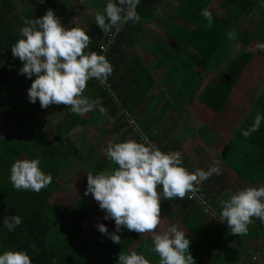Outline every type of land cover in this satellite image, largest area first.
<instances>
[{
  "label": "trees",
  "instance_id": "obj_1",
  "mask_svg": "<svg viewBox=\"0 0 264 264\" xmlns=\"http://www.w3.org/2000/svg\"><path fill=\"white\" fill-rule=\"evenodd\" d=\"M155 1L158 0H140L136 8L137 13L142 16L141 14L145 13L143 12L145 5L153 4L151 7L153 8L156 6ZM187 1L188 4L179 16L182 19L195 18L190 35L203 37V40L187 44L205 54L207 58L203 57L202 61L211 62L217 48L223 47L225 51H229L239 34L242 35L238 39L240 46L237 55L221 71L218 83L206 87L200 103H205L209 110L217 113L215 119H209L212 121H208L210 126L214 130L218 126L224 129L225 141L219 154L222 155L221 163L248 182L260 181L264 186V121L261 122L259 130L248 138L241 134L254 123L257 113L264 115V84L261 85L264 83V50L258 47L264 43L262 0H219L221 7L226 11L225 19L220 21L211 13V27L200 13L203 9L208 10L213 0ZM18 3V0H0V81L1 86L17 85L22 94H26L35 79L20 74L22 66L13 61L11 55V47L18 41V36L11 32L9 24L23 23L24 20L18 13ZM48 10L45 9V12ZM38 11L42 13L44 10ZM247 18L255 23L256 31L242 24ZM60 20L62 24L71 28L63 19ZM219 24L220 28L217 27ZM131 26L129 21L124 34ZM94 28L100 27L95 23ZM230 31L235 33V39H229L227 34ZM102 43L103 38L99 45ZM114 49L106 54L107 59ZM192 54L190 52V55ZM181 62L185 66L184 75L189 74V70L200 64L198 63L200 61L193 57L189 61L181 59ZM106 84L110 86L106 88ZM95 88L99 89L101 94L102 90L112 98L115 96L116 83L107 80L100 84V81L91 79L87 83L85 95L90 96V91L97 90ZM249 90L257 93L253 101L248 98ZM89 118L90 112L80 116L71 113L70 110H64L60 118L45 120L42 130L30 137L22 134L2 136L0 133V255L10 250L27 251L32 264H117L121 252L130 254L135 251L144 255L150 264H159L160 258L153 251L154 244L150 238H145V235L125 228L116 233L121 236V243H114L111 239L107 242L98 237V234L93 236L87 233L92 210L83 202L77 200L76 206L64 207L59 201H51L52 195L62 187L60 177L75 163H81L82 167L93 175L107 171L105 164L107 159H101V155L96 154L95 150L77 144L67 137L79 126L84 130L90 127ZM141 143L144 142L141 140ZM36 158L41 159V170L53 177L52 183L38 193L14 189L10 182L12 164L17 160ZM90 162L93 163L91 167ZM116 168L118 165L115 164L113 170ZM213 181L211 179L207 184ZM199 189L198 192L208 193L203 187ZM158 191L162 193V187ZM161 207V213L170 221L181 220L189 227L188 239L191 241L189 250L195 264H238L240 259H237V255L227 254L228 251L223 247L227 239L226 223L218 221L216 223L214 218L188 196L183 200L179 198L162 200ZM221 210L222 208H219L220 212ZM185 212L187 221L181 219ZM15 215L22 218V223L14 231H9L3 226L4 218ZM54 218L59 220V231L57 237L50 238V221ZM191 222L194 223L189 225ZM214 230L222 232V236L217 240H214L216 236ZM115 231L114 221L110 233ZM76 240L79 242L74 246ZM136 244L138 246L133 250ZM250 244H255V241H251ZM31 245H35V249ZM247 254V251L243 252V256Z\"/></svg>",
  "mask_w": 264,
  "mask_h": 264
},
{
  "label": "crops",
  "instance_id": "obj_2",
  "mask_svg": "<svg viewBox=\"0 0 264 264\" xmlns=\"http://www.w3.org/2000/svg\"><path fill=\"white\" fill-rule=\"evenodd\" d=\"M18 2L20 18H40L47 13L45 9H52L56 16L63 19L70 27L78 26L87 30L92 38L89 46L91 51H96L100 46L104 31L101 28H94L95 15L98 11L103 14L109 0H18ZM187 2V0H158L154 2L156 6L153 8H151L153 4L145 5L143 11L145 13L141 14L140 22H131L130 30L121 36V40L108 59L114 71L107 80L116 83L113 99L102 90L101 94L97 88L90 91V96L85 95L84 92L85 97L96 102V107L90 112L89 118L90 149L101 155V159H107L104 150L109 143L129 139L141 142L139 134L135 133L127 123L128 118L131 117L136 119L143 133L156 142L160 150L165 153L179 151L182 154L183 166L190 171L198 168L207 171L214 161L218 162L220 174L210 176L199 187H203L209 193L207 194L210 196L211 207L220 220V201L230 199L232 194L246 187L263 186L260 181L248 182L221 163L222 155L219 154L225 141L224 129L218 126L214 130L210 126L209 119H215L217 113L209 110L205 103H202L204 106L200 103L206 87L218 83L221 71L237 55L240 46L238 39L242 35L239 34L229 51H225L223 47L217 48L211 62L202 61L201 59L206 57L205 54L187 44V42L203 40V37L190 35L195 18L182 19L179 16ZM39 9H43L44 13H40ZM208 10L220 21H224L226 11L221 7L219 0H213ZM242 24L254 31L257 30L252 19H244ZM9 26L18 39L22 38L20 29L24 26L23 23L12 22ZM190 52L193 54L190 55ZM192 57L200 61L198 62L200 64L189 70V74L184 75L185 66L181 59L189 61ZM12 60L23 67V62L19 58L12 55ZM1 82L0 130L4 128L5 132L0 131L2 136L22 134L30 137L42 130L45 120H56L64 110H70V106L63 104L41 108L39 100L31 103L28 93L22 94L17 85L1 86ZM248 94L251 101L257 96L254 90H249ZM100 107L106 109V114L100 113ZM5 127L11 131L5 130ZM75 130L84 129L79 126L73 131ZM105 164L107 171L104 172L113 170L115 165L108 159ZM92 165L93 163L90 162V167ZM72 168L83 169L79 162L70 169ZM211 179L214 181L207 184ZM98 209L103 211L99 205ZM104 212L100 214L93 211L94 216L101 218L105 217L106 212ZM181 219L187 221L186 212ZM103 220L111 222V219ZM225 223L227 224L226 221L223 222ZM172 226L184 231L187 238L190 236L189 227L181 220L170 221L161 213V224L157 232L163 233ZM226 229L227 239L223 247L228 251L227 254H236L237 259H240L238 264H264V222L254 217L245 235H233L228 226ZM213 233H216L214 240L222 236V232L214 230ZM154 234L144 235L153 242ZM251 241H255V244L251 245ZM245 251L250 257L243 256Z\"/></svg>",
  "mask_w": 264,
  "mask_h": 264
},
{
  "label": "clouds",
  "instance_id": "obj_3",
  "mask_svg": "<svg viewBox=\"0 0 264 264\" xmlns=\"http://www.w3.org/2000/svg\"><path fill=\"white\" fill-rule=\"evenodd\" d=\"M139 3L140 0H109L103 14L96 13L95 22L104 33L113 28L120 31L129 21L139 23L141 16L136 11ZM200 14L211 27V12L203 9ZM23 24L20 29L22 38L11 47V51L13 57L23 62L20 74L29 79L36 77L28 89L29 101L36 103L39 100L44 109L50 105L70 106L71 113L80 116L93 111L96 102L84 96L87 83L91 79L106 82L114 68L104 54L89 49L92 38L87 30L63 26L52 9L43 17L25 18ZM227 35L229 39H235L234 32ZM258 47L264 50V43ZM99 111L106 114L103 107ZM262 121L264 115L257 113L254 123L241 134L248 138L259 130ZM140 132L144 134L141 128ZM104 155L118 168L96 175L89 172L85 194H91L100 209L106 212L104 219L115 221L116 231L109 233L102 223L97 225L98 230L117 244L121 243V236L116 233L125 228L142 235L155 233L153 251L160 258L159 264H195L189 250L191 241L184 231L172 226L163 233L157 232L161 224V201L183 200L186 196L191 199L203 181L220 174L218 162L214 161L207 171L199 168L190 171L183 166L179 151L165 153L153 144L133 139L109 143ZM40 163V158L15 161L10 169L13 188L38 193L48 187L53 177L41 170ZM160 187L162 193L158 191ZM220 204V221L227 222L233 235L247 234L254 217L264 222V186L241 189ZM21 223L22 218L15 215L5 217L3 226L14 231ZM31 247L35 249V245ZM0 264H32V260L27 251L10 250L0 255ZM117 264H150V261L135 251L130 254L121 252Z\"/></svg>",
  "mask_w": 264,
  "mask_h": 264
},
{
  "label": "rangeland",
  "instance_id": "obj_4",
  "mask_svg": "<svg viewBox=\"0 0 264 264\" xmlns=\"http://www.w3.org/2000/svg\"><path fill=\"white\" fill-rule=\"evenodd\" d=\"M261 4V6L264 7V0H262ZM217 27L220 28L221 24H219ZM1 125L2 123H0V127ZM3 129L4 128H2L0 131L2 133H5ZM5 130L11 131L6 127ZM68 138L69 140L75 141L77 144L84 145L86 148H88L90 147V127H86L85 130H75L69 135ZM87 175L88 171L84 168L82 170H75L73 168L69 169L65 174L60 177L59 182L61 183L62 187L59 191L52 195L51 201H59L60 204H63L64 207H67L69 205L72 207L76 206V201L79 199V201L83 202L86 207L92 210V215L90 216V219L87 224V233H89V235L92 234L93 236L98 234V237H100L102 240L110 242L109 236L104 235L101 232L97 233V231H99L97 225L101 223L104 224L107 227L108 232L110 233V229L113 226L114 220L113 222L112 220L110 222V220H103L104 218H101V216H94L93 211L98 212L100 214L103 211H99V203L93 198L91 194H85L87 190ZM50 225V238H55L57 237L56 235L59 231V220L57 218L52 219L50 221ZM77 242H79V240H76V242H74V246L77 245ZM138 244L133 247V250L137 248Z\"/></svg>",
  "mask_w": 264,
  "mask_h": 264
},
{
  "label": "built area",
  "instance_id": "obj_5",
  "mask_svg": "<svg viewBox=\"0 0 264 264\" xmlns=\"http://www.w3.org/2000/svg\"><path fill=\"white\" fill-rule=\"evenodd\" d=\"M62 25L67 27L64 24H62ZM126 26H127V23L123 25V27L121 28L120 31H116V29L113 28L111 31H109L107 33H104V35H103V43L99 46V48H97V50L95 52H97L98 54H104L106 56V54L109 53V51H111L113 48H115V46L117 45V43L120 40L121 36L126 31ZM101 48L104 49L103 52H102ZM86 51H88V50H86ZM96 81H99V80H96ZM100 84H103V83L100 82ZM105 86L107 88L110 85L106 84ZM128 123H129V126L131 128H133V131L135 133L139 134L141 140L144 143H146V144L150 143V144H153V145L158 147V145L155 142H152L150 140V138H148L147 136H145L144 134H142L140 132V128H139V126H138V124H137L135 119L128 118ZM191 199L196 201L197 205L202 207L209 216H211L212 218H214V219L218 220V222H220V220L218 219L217 215L214 214L215 211L211 207L210 196L206 192H197V193H195V195Z\"/></svg>",
  "mask_w": 264,
  "mask_h": 264
}]
</instances>
